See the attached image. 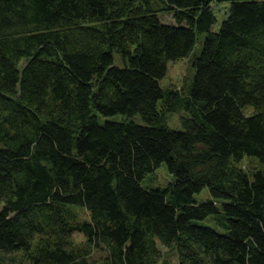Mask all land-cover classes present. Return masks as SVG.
I'll use <instances>...</instances> for the list:
<instances>
[{
	"label": "trees",
	"instance_id": "trees-1",
	"mask_svg": "<svg viewBox=\"0 0 264 264\" xmlns=\"http://www.w3.org/2000/svg\"><path fill=\"white\" fill-rule=\"evenodd\" d=\"M201 33L188 87L163 88ZM247 156L264 161V0H0V264H264ZM163 163L175 181L143 187Z\"/></svg>",
	"mask_w": 264,
	"mask_h": 264
},
{
	"label": "rangeland",
	"instance_id": "rangeland-1",
	"mask_svg": "<svg viewBox=\"0 0 264 264\" xmlns=\"http://www.w3.org/2000/svg\"><path fill=\"white\" fill-rule=\"evenodd\" d=\"M214 13L217 18V24L214 26V30H218L221 26L222 22L229 16L230 3H213L212 4ZM160 20L164 24H175V20L173 15H161ZM207 33H201L198 35V43L195 47L194 52L188 58L180 59L177 61L168 63V71L166 76L161 80V86L163 88H177L183 90V88L188 87L190 81L193 79L195 75V68L193 67V59L199 56L202 52L203 42ZM116 64L121 65V58L119 55H116ZM163 101L159 102V110H162ZM185 112L182 110H178L173 113L166 114V124L176 130H182L183 126L181 123V116L184 115ZM123 115L109 116L105 117L99 115V119L101 123H105L107 120H121ZM138 124H146V121L140 115H136L133 118ZM242 166L248 171L258 170L264 173V161H261L257 157L247 156L243 160ZM175 181V177L169 172L167 163H163L157 170H154L152 173L146 175L144 180L142 181L143 187L147 189L151 188H166L170 183ZM212 198V195L208 188L202 190L200 193L194 196V200L196 202H205ZM79 215L82 219H88V214L82 210L78 209ZM201 225L209 226L214 228L220 233H226V230L216 224L213 217H209L204 221L198 222ZM74 239H78L81 241L83 238L81 235H74ZM164 252L168 251V249H163ZM172 260L177 262V255L175 252L171 253Z\"/></svg>",
	"mask_w": 264,
	"mask_h": 264
}]
</instances>
